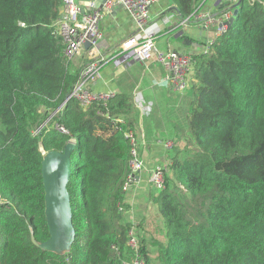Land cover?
<instances>
[{
    "label": "trees",
    "instance_id": "1",
    "mask_svg": "<svg viewBox=\"0 0 264 264\" xmlns=\"http://www.w3.org/2000/svg\"><path fill=\"white\" fill-rule=\"evenodd\" d=\"M172 1L185 19L203 0ZM62 4L0 0V264L131 263L134 224L119 207L130 209L133 98L119 93L87 108L68 98L81 72L53 26ZM192 72L193 145L169 151L166 187L153 196L167 238L159 261L138 237L139 253L145 264H264V0H243L210 51L193 54ZM73 137L77 234L61 255L38 247L32 231L37 241L50 237L44 152L63 151Z\"/></svg>",
    "mask_w": 264,
    "mask_h": 264
},
{
    "label": "crops",
    "instance_id": "2",
    "mask_svg": "<svg viewBox=\"0 0 264 264\" xmlns=\"http://www.w3.org/2000/svg\"><path fill=\"white\" fill-rule=\"evenodd\" d=\"M78 1L84 11H90L95 7H102L106 0ZM226 4V0H203L196 5L195 11L219 15ZM175 7L178 6L172 0H159L151 7L152 22L164 13L169 14V19L163 26L164 30L157 36L158 47L163 50L173 49L193 54L203 51V43L215 36L217 26L204 29L192 20L182 26L179 9L176 10ZM101 27L104 39L100 48L110 54L117 51L123 40L137 32L131 14L122 5H117L110 12L105 13ZM181 31L184 32L183 36L180 35ZM184 37L199 45L184 44ZM86 60V57L73 60L72 70L79 69L81 72ZM165 78L164 66L156 62L133 61L120 66L108 62L102 66L100 76L91 83L94 91H113L115 95L123 93L133 98L136 133L144 136L146 143L142 147L146 168L137 175V183L125 198L126 203L130 205V209L125 212V219L134 224L140 223L145 218L144 205L147 202V195L151 194L148 169L157 164L167 165L169 162V150L165 148L164 141H175L176 148L180 150L193 145L187 117L192 88L189 85L186 91L180 92L167 83ZM149 103H152V110L146 113L140 105Z\"/></svg>",
    "mask_w": 264,
    "mask_h": 264
},
{
    "label": "built area",
    "instance_id": "3",
    "mask_svg": "<svg viewBox=\"0 0 264 264\" xmlns=\"http://www.w3.org/2000/svg\"><path fill=\"white\" fill-rule=\"evenodd\" d=\"M158 1L106 0L102 7L84 11L78 0H63L60 16L53 22V26L64 41V56L70 62L78 57H86L87 59L69 98L79 101L84 108L96 102L106 106L115 96V93L113 91H94L91 88V83L100 76L102 66L108 62H112L116 66L133 61L156 62L164 66L166 70L165 81L167 83L173 85L180 92H184L189 88L193 73V53L173 49L163 50L157 45V36L164 30V23L169 19V14L164 13L152 22L151 7ZM238 1L226 0V7L219 15L194 11L188 18H180V24L184 26L189 20H192L197 26L204 29L217 26L215 36L203 45V52H209L214 40L228 30L226 22L235 16L233 6ZM117 5H122L129 11L137 26V32L123 40L117 51L110 54L103 52L100 48L101 41L104 39L101 22L105 13L110 12ZM87 42H90L88 48H86ZM140 106L143 107L146 113L152 110V103L141 104ZM56 127L65 133H69L63 125L57 124ZM126 137L131 144V159L129 162L130 171L123 189L128 194L137 183V175L146 168L142 152V147L146 143L144 136H139L131 130L126 132ZM70 141L74 144V147L77 145L76 138L73 137ZM163 144L169 151L176 146V142L173 140L164 141ZM170 162L169 160L167 165L157 164L148 169L150 182L155 189L166 187V174ZM2 203L3 198L0 196V205ZM119 208L120 211L126 212L122 206ZM128 244L136 250V258L133 262H124V264H145L139 253V240L134 227L130 231Z\"/></svg>",
    "mask_w": 264,
    "mask_h": 264
},
{
    "label": "water",
    "instance_id": "4",
    "mask_svg": "<svg viewBox=\"0 0 264 264\" xmlns=\"http://www.w3.org/2000/svg\"><path fill=\"white\" fill-rule=\"evenodd\" d=\"M242 2L243 0H239L233 6L235 16L226 22L228 29L235 22ZM174 9L178 10V7ZM180 35L183 36L184 32L181 31ZM184 44L199 45L187 37H184ZM89 46L90 42H87L86 48ZM74 148V144L69 141L63 151L51 150L44 152L42 174L45 187V212L50 237L40 242L36 240L32 231V240L38 247L61 255L71 251L77 234L73 224V210L68 190Z\"/></svg>",
    "mask_w": 264,
    "mask_h": 264
},
{
    "label": "rangeland",
    "instance_id": "5",
    "mask_svg": "<svg viewBox=\"0 0 264 264\" xmlns=\"http://www.w3.org/2000/svg\"><path fill=\"white\" fill-rule=\"evenodd\" d=\"M71 68H74V65H71ZM151 183V182H150ZM151 188V194L148 191L147 202L144 205L145 209V218L134 224V230L140 240L145 239V243L148 246L150 256L154 261H159V242L167 238V227L166 222L161 215H159L157 206L153 201V196L158 191L155 187L150 184L149 189ZM117 264V263H116Z\"/></svg>",
    "mask_w": 264,
    "mask_h": 264
}]
</instances>
